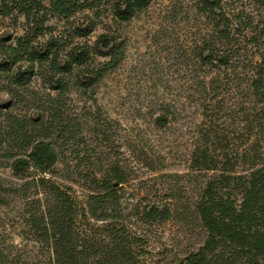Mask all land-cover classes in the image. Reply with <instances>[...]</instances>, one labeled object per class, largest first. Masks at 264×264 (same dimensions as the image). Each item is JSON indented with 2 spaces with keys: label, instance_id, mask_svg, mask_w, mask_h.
Instances as JSON below:
<instances>
[{
  "label": "trees",
  "instance_id": "1",
  "mask_svg": "<svg viewBox=\"0 0 264 264\" xmlns=\"http://www.w3.org/2000/svg\"><path fill=\"white\" fill-rule=\"evenodd\" d=\"M152 1L0 0V18L22 30L0 34V168L16 181L0 178V208L19 201L23 248L38 246L46 264H140L145 240L131 219L165 222L174 213L154 202L128 210L129 179L118 164L80 171L92 163L66 106L73 95L95 99L125 59L115 26ZM246 2H194L203 29L193 49L201 122L190 169L204 174L193 212L205 239L179 264H264V0ZM168 123V111L155 118ZM69 151L88 184L84 207L53 179ZM2 241L0 264H21V247Z\"/></svg>",
  "mask_w": 264,
  "mask_h": 264
},
{
  "label": "rangeland",
  "instance_id": "2",
  "mask_svg": "<svg viewBox=\"0 0 264 264\" xmlns=\"http://www.w3.org/2000/svg\"><path fill=\"white\" fill-rule=\"evenodd\" d=\"M194 2L153 0L138 17L115 26L126 40L123 63L106 76L93 101L77 95L66 101L67 111L83 128L81 156L92 163V167L78 169L97 171L118 164L129 179L124 187L128 210L153 202L174 210L165 222L131 219L145 240L140 264H179L205 239L193 212L204 174L190 169L201 122L195 103L198 72L193 49L203 29ZM4 30L22 32L9 19L0 18V34ZM96 32H102L100 26ZM86 111L91 115H84ZM163 111L169 112V123L158 127L155 118ZM66 156V164L65 159L57 164L53 179L72 187L84 207L88 184L79 177L70 151ZM0 178L16 182L4 168H0ZM19 204L12 199L0 208V233L8 234L0 237V243L4 240L21 247V264H46L47 254L38 246L23 248L25 243L18 236L23 228Z\"/></svg>",
  "mask_w": 264,
  "mask_h": 264
}]
</instances>
